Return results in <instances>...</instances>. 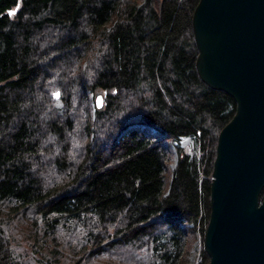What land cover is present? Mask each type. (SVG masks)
Here are the masks:
<instances>
[{"label": "trees", "instance_id": "obj_1", "mask_svg": "<svg viewBox=\"0 0 264 264\" xmlns=\"http://www.w3.org/2000/svg\"><path fill=\"white\" fill-rule=\"evenodd\" d=\"M198 1L0 0V264L208 263L236 103L196 71Z\"/></svg>", "mask_w": 264, "mask_h": 264}, {"label": "water", "instance_id": "obj_2", "mask_svg": "<svg viewBox=\"0 0 264 264\" xmlns=\"http://www.w3.org/2000/svg\"><path fill=\"white\" fill-rule=\"evenodd\" d=\"M191 24L200 79L236 103L217 136L207 264H264V0H199Z\"/></svg>", "mask_w": 264, "mask_h": 264}, {"label": "rangeland", "instance_id": "obj_3", "mask_svg": "<svg viewBox=\"0 0 264 264\" xmlns=\"http://www.w3.org/2000/svg\"><path fill=\"white\" fill-rule=\"evenodd\" d=\"M100 94L101 96H103L104 93L101 92ZM100 94L98 93L96 95H100ZM179 145L184 150V152L190 155H192L194 152H197V149L195 150L194 148V143L192 142V139H190L189 137H182L179 141ZM173 160H175V156L172 157L171 162H173ZM171 165L173 166V163ZM195 255L196 252L195 250H193L192 255L189 256L186 264H196Z\"/></svg>", "mask_w": 264, "mask_h": 264}, {"label": "snow or ice", "instance_id": "obj_4", "mask_svg": "<svg viewBox=\"0 0 264 264\" xmlns=\"http://www.w3.org/2000/svg\"><path fill=\"white\" fill-rule=\"evenodd\" d=\"M53 95H54V96H59V93H58V92H57V93H53ZM97 101H98V106H99V103H100L99 98H97Z\"/></svg>", "mask_w": 264, "mask_h": 264}]
</instances>
